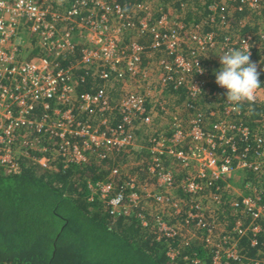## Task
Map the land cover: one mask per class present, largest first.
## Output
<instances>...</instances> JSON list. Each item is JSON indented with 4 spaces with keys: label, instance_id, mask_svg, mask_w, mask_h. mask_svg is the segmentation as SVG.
<instances>
[{
    "label": "built area",
    "instance_id": "obj_1",
    "mask_svg": "<svg viewBox=\"0 0 264 264\" xmlns=\"http://www.w3.org/2000/svg\"><path fill=\"white\" fill-rule=\"evenodd\" d=\"M156 8L149 1L124 5L117 0H0V164L16 171V158L24 155L44 169H52L53 160L61 158L65 169L88 162L92 154L106 158L116 150L136 148L133 128L155 127L164 115L158 108L171 111L167 107L171 103L177 115L158 137L155 127L154 137L148 140L155 154L148 171L166 193H155L151 184L145 186L147 181L137 184L136 178L128 176L130 189L140 191L130 193L128 200L122 191L110 197L111 181L91 184L92 193L112 205L113 213L146 204V209L154 210L150 213L156 230L164 233L160 237L175 238L186 246L200 241L211 255L204 264H243L248 258L240 250V241L249 237L256 246L263 231L264 188L248 182L246 193L234 186L233 178L240 172L264 178V115L253 124L247 118L249 105L234 111L227 90L216 83L218 69L209 70L202 63H217L221 69L219 56L235 46L247 48L261 79L264 0H216L198 23H185ZM237 12L249 13L239 22V30L254 15L260 18L258 31L239 33L229 20ZM32 44L39 54L26 50ZM152 66H157V72ZM172 84L190 94L183 100L186 124L178 110L181 104H176L179 94L163 96ZM210 84L216 88L213 93ZM204 95L211 116L223 108L212 123L200 113L201 107L189 103V97ZM254 106H264V86ZM160 155L176 160L173 163L184 171L177 188L194 198L168 196L175 176ZM111 175H121L120 169H112ZM185 206L188 216L182 218ZM227 206L234 208L232 216L239 214L231 228L218 222ZM139 216L143 225L149 224ZM167 217L177 224H169ZM243 217L250 222L245 224ZM198 228L207 229L206 234L197 235ZM178 253V249L168 251L172 258ZM200 261L194 253L192 262ZM250 264H264V257Z\"/></svg>",
    "mask_w": 264,
    "mask_h": 264
},
{
    "label": "trees",
    "instance_id": "obj_2",
    "mask_svg": "<svg viewBox=\"0 0 264 264\" xmlns=\"http://www.w3.org/2000/svg\"><path fill=\"white\" fill-rule=\"evenodd\" d=\"M117 1L124 5H131L135 1L148 0ZM156 1L154 4L161 6L165 12H168V8L186 10L187 14H184V18L175 16L185 23H198L205 18L209 5L216 0ZM68 5L69 2H66L67 7ZM248 15L247 12H237L233 18L229 19L232 26L242 35L258 31L256 23L260 21V18L254 15L250 16L246 26L239 30V22L245 20ZM31 47L33 48L34 45L27 46L26 50L32 49ZM234 49H239V46H235ZM39 52L35 48L30 55L34 56ZM210 63L207 61L202 64L209 70H212V67L219 70L220 64L211 65ZM263 76L264 74L260 79L261 86H264ZM207 86L211 88L212 93L216 89L213 84ZM174 93L179 94L178 103L183 101L186 95H190L184 87L174 89L172 84L165 88L163 96L168 99ZM207 95H204L202 99L189 97L192 101L189 103L196 108L201 107L200 113L206 118L209 117L210 122L220 117L218 115H222L223 108L220 107V112L216 110L215 115L211 116L210 109L207 107L209 103ZM114 97L118 98V94ZM253 108L254 111L251 110L247 118L256 124L255 121L264 115V106ZM173 110L175 109L172 107L171 111ZM158 112L164 113L160 108ZM209 122H206L207 127L211 129ZM144 128H148V125L143 124L140 129L133 128L137 149L128 147L116 150L109 153L106 158L92 154L88 162L70 164L65 169L61 158L51 163L52 169H44L24 155L16 158L19 166L16 171L0 164V264H194L192 262L194 253L198 254L202 264L210 262L211 255L206 253L202 244L195 248L194 242L186 246L184 242L174 240L175 238L160 237V234L164 233L156 230L155 221L150 213L154 210L146 209V204H140L134 210L129 209L128 212L123 209L113 213L112 205L106 206L99 194L92 193L90 185L99 181L113 183L114 189L110 197L122 191L128 200L129 194L133 191L140 193L138 188L130 189L127 184L129 182L127 172L131 169L137 177V184L142 185L146 181L145 186L156 184V177L151 174L148 176L146 173L149 169L148 164L150 162L152 164L155 154L145 143L140 146L139 134L146 130ZM162 131L164 130H158L156 137ZM163 134L168 137V133ZM151 136L154 137V134L146 136L144 141H148ZM147 144L149 145V142ZM230 154V151L226 152V155ZM35 156L40 158L41 154ZM160 157L166 166L172 168L175 176L174 188L170 189L168 196L178 199L176 198V193L179 191L177 187L184 178L178 173L184 171L172 162L173 157L167 155H160ZM114 168L120 169L121 175L112 176L111 170ZM235 177L238 187L244 191L247 190L248 182L255 184L258 188H264V178H260L254 172H243V176L235 175ZM220 185L222 186L221 182ZM181 193L184 195L183 199L190 200L193 197L185 190ZM214 193L218 195L221 192L215 190ZM92 195L94 198L91 200ZM262 196L264 203V194ZM233 209L227 206L224 208V213L219 215L218 222L221 227L228 224L226 227L231 228L235 224L234 221L238 220L239 214L231 215ZM187 210L188 207H184L181 213L182 218L188 216ZM174 211L173 208V211L169 212ZM139 214L145 217L148 225H143ZM243 222L248 224L250 220L243 217ZM261 224L263 231L259 235L258 245L252 246L249 237H244L239 243L240 250L248 258L244 259L243 264H250L251 260L253 262L264 257V220ZM206 232L207 229L198 228L197 235L200 236ZM172 249L179 250L174 258L168 254V251Z\"/></svg>",
    "mask_w": 264,
    "mask_h": 264
},
{
    "label": "clouds",
    "instance_id": "obj_3",
    "mask_svg": "<svg viewBox=\"0 0 264 264\" xmlns=\"http://www.w3.org/2000/svg\"><path fill=\"white\" fill-rule=\"evenodd\" d=\"M250 56L247 48L230 49L219 56L222 67L215 73L217 85L227 90L228 104L237 112L245 104L249 105V110L254 111L252 106L256 103L257 92L261 88L260 72Z\"/></svg>",
    "mask_w": 264,
    "mask_h": 264
},
{
    "label": "crops",
    "instance_id": "obj_4",
    "mask_svg": "<svg viewBox=\"0 0 264 264\" xmlns=\"http://www.w3.org/2000/svg\"><path fill=\"white\" fill-rule=\"evenodd\" d=\"M172 102V101H171ZM176 104H181L180 106H181V109L182 110H184V101L182 102H180V103H178L177 101H176ZM174 115H177V113H176V111L175 110H173V111H166V112H164V115L163 116H161L160 117V119H158L157 120V122H156V128L158 129V130H165V127L170 123V121H172V117L174 116ZM181 119L185 122V124L186 123H188V121L189 120H187V116L185 115V114H181ZM154 126H151L150 128H144V129H146V130H144V131H142L140 134H139V141H140V146L142 145V143H145V145L148 147V144H147V142L148 141H144L145 139H146V136H148V135H150V134H152L153 133V129L155 128ZM138 146V145H137ZM174 161H176V160H174V159H172V162H174ZM148 171V170H147ZM147 174H148V176H150V173H149V171L148 172H146ZM179 175H182L183 176V173L182 172H180V173H178ZM238 175H242L243 176V172H240V173H238ZM128 176V175H127ZM238 186L237 185V182H235L234 183V186ZM150 188H152V191L153 192H155V193H163V194H165L166 193V191L165 190H163L162 188H160L157 184H151V186H150ZM182 192V190L181 189H179V191H177V196H176V198H178V199H180V198H184V195L181 193ZM186 207V206H185ZM168 211H173V208H168ZM165 216V215H164ZM165 218H166V216H165ZM179 221H182V218H180L179 219ZM167 222L169 223V224H177V220L175 219V218H168L167 217ZM194 243H196L195 244V248H198V247H200L201 246V243H200V241H195Z\"/></svg>",
    "mask_w": 264,
    "mask_h": 264
},
{
    "label": "rangeland",
    "instance_id": "obj_5",
    "mask_svg": "<svg viewBox=\"0 0 264 264\" xmlns=\"http://www.w3.org/2000/svg\"><path fill=\"white\" fill-rule=\"evenodd\" d=\"M149 1V0H148ZM149 2H151L152 3V5L154 6V7H157L156 9H159V8H161V6H157V5H155L154 3H156L157 1L156 0H154V1H149ZM180 12V13H179ZM168 13H169V15L170 16H173V17H175V16H177V17H181V18H184L185 16H184V14H187L186 13V10H181V11H179V10H174V9H172V8H168ZM159 55H157V57H158ZM151 69H153L155 72H157V66H152L151 67ZM156 78H157V75L156 74H153V80H156ZM169 105H168V107L169 108H171V107H173L172 105H171V103H168ZM171 110V109H170ZM178 110H179V113H183V111H185V110H183L182 111V109L181 108H178ZM171 122V121H170ZM136 149H137V147H136ZM56 159H54L53 161H55ZM127 175H128V177H130V178H132V179H134L135 180V178H136V180H137V177H136V175H135V173L132 171V169L130 170V171H128L127 172ZM238 175V174H237ZM235 178V179H234ZM233 178V180H235L236 181V177H234ZM258 189H261V188H258ZM249 191V190H248ZM246 192V191H245ZM250 192V191H249ZM247 193V192H246ZM106 205V204H105ZM107 206V205H106ZM161 220V222H162V224H167V222L166 221H164L162 218L160 219Z\"/></svg>",
    "mask_w": 264,
    "mask_h": 264
}]
</instances>
